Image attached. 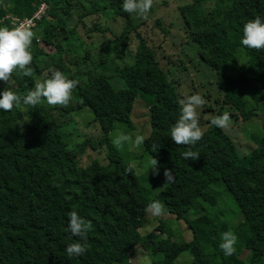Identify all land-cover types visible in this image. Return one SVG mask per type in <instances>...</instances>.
<instances>
[{"label": "trees", "instance_id": "trees-1", "mask_svg": "<svg viewBox=\"0 0 264 264\" xmlns=\"http://www.w3.org/2000/svg\"><path fill=\"white\" fill-rule=\"evenodd\" d=\"M41 1L0 0V27L12 28L9 16L25 18ZM85 2L48 0L47 16L32 30L33 74L22 77L17 70L9 89L24 96L35 83L60 70L77 81L81 91L73 89L70 102L75 97L77 101L73 110L78 113L90 107L103 135L86 140L79 150L72 149L63 127L51 117L53 112H65L64 107H50L42 100L36 107L21 104L11 112L0 110V264H127L138 246L162 256L153 264H175L184 253L192 256V264H245L234 254L224 256L219 245L228 226L207 214L217 201L206 190L220 181L244 217L236 236L247 233L246 248L252 252L249 264H264V136H251L256 148L245 156L224 129L210 124L195 145L175 144L170 129L180 114L181 95L156 50L137 33L140 24L122 10L123 0H104L103 7L96 1L91 8ZM107 10L112 20L126 22L121 34L112 32L110 42L133 55V61L123 59L115 69L126 85L118 90L102 72L110 59L104 50L97 64L90 65L95 58L93 45L84 42L81 51L70 46L82 30L88 38L110 33L109 26L90 23L93 15ZM179 11L199 57L223 83V106L249 121L253 110L247 111L248 102L264 108V50L248 49L241 39L246 22L256 17L264 21V0H192ZM133 35L138 40L134 52L129 49ZM41 41L57 51L50 54L40 48ZM240 48L246 53L245 67L237 59ZM231 71L237 79L227 75ZM139 94L150 104L151 134L144 140V150L157 161L162 179L166 181L165 170H171L168 189L155 200L164 204L165 213L187 223L193 235L190 243L162 238L164 223L145 236L138 231L153 200L141 189L135 170L122 160L111 132L117 121H130ZM89 146L104 150L105 165L96 159L80 167L79 154ZM188 150L198 152L200 158L184 159ZM104 167L119 173L118 185L110 184ZM73 210L90 220L93 230L88 233L86 253L69 258L67 245L79 240L66 231L68 213ZM191 213L198 218L189 220Z\"/></svg>", "mask_w": 264, "mask_h": 264}, {"label": "rangeland", "instance_id": "rangeland-1", "mask_svg": "<svg viewBox=\"0 0 264 264\" xmlns=\"http://www.w3.org/2000/svg\"><path fill=\"white\" fill-rule=\"evenodd\" d=\"M85 1L89 8L96 1L102 7L104 6V0ZM190 3H192V0H154L153 7L147 14L146 19H140L135 14H132L133 20L140 24L137 33L151 48L156 50L163 70L167 72L169 79L174 82V85L178 86L177 89L181 99L197 93L205 99L206 103L204 106L197 110L202 130L208 127L212 117L228 112L230 114L229 127L225 128L224 131L236 144L239 154L241 156L248 155L256 148L251 136H264V108L255 102H248L247 111L252 109L253 113L249 121L244 122L239 113L230 111L228 107L223 106L226 95L222 87L223 83L217 79L214 70L199 57L197 46L190 39L189 33L185 28L184 19L179 11L181 6ZM111 16V11L107 10L106 14L103 12L95 14L90 19L92 25L95 22H99L111 28V32L107 33L106 36L96 34L93 38H88L85 35V31L82 30L70 42V46L77 51H81L84 50L85 43H87V46L93 45L95 58L90 62V65L97 64V60L104 50L110 59L107 62V68H103L102 72L110 77L113 87L118 90L125 88L126 85L124 80L117 76L115 69L123 63V59L128 62L133 61V55L125 50L127 48L118 49L117 42H110L114 38L112 32L121 34L126 23L122 18L114 21ZM134 34L136 33L134 32ZM132 39L134 41H131L129 49L134 52L138 45V40L135 39L134 35ZM39 47L44 48L50 54L57 51L55 46L47 45L42 41L39 42ZM237 59L240 66L245 67L247 59L243 48L238 50ZM227 75L230 78H234V80L237 79L235 72H228ZM11 83L12 78L8 82L0 81V92H3L5 88L9 89ZM74 89L75 92L81 93L77 86ZM76 102L75 97L73 102L64 107L65 112H53L51 117L53 121L63 127L66 136L72 144L71 148L79 150L86 140L91 138L99 140L103 135V129L95 121V113L90 107L85 108L81 112H75L73 106ZM149 105V99L139 94L136 98L130 121H117L111 132V139L114 141L121 134L132 137V140L125 141L122 145L115 143L114 145L122 160L135 170L145 195L150 200H155L168 189V183L161 178L160 169L154 164L155 160L151 154L144 150L143 143L139 146L134 143L136 136H143L147 139L151 134ZM103 155L104 150H95L89 146L79 154L78 162L81 168L87 167L96 159L105 165L106 160ZM104 173L111 185L115 186L120 183L119 173L112 168H106ZM206 193L213 196L217 201L216 206L208 208L207 214L211 218L218 217L219 222L225 223L228 226V230L236 235V230L245 224V220L227 186L220 181L211 185L206 190ZM202 214L204 213L202 212L199 216ZM196 218H198V215L196 216L194 213H191L188 217L189 220ZM161 223L166 224L162 238H170L177 244L190 243L192 241V231L188 228L187 223L184 220H177L174 215L167 213L162 216H153L145 212L142 224L140 227L138 226V231L142 236H145L157 230ZM237 238L234 255L243 263L249 264L252 252L246 248V231L244 230L242 235H238ZM161 259L162 256H154L146 247L138 246L127 264H153L155 260ZM192 262V256L189 253H184L176 260L175 264H192Z\"/></svg>", "mask_w": 264, "mask_h": 264}, {"label": "clouds", "instance_id": "clouds-1", "mask_svg": "<svg viewBox=\"0 0 264 264\" xmlns=\"http://www.w3.org/2000/svg\"><path fill=\"white\" fill-rule=\"evenodd\" d=\"M154 4V0H123L122 10L128 14H135L140 19H146ZM35 33L23 26L9 28L0 27V81L8 82L12 74L17 70L22 77H31L33 74L30 65L33 61V55L30 51ZM241 44L253 50H264V21L260 17L249 20L243 25V36ZM78 82L69 79L60 70H53L49 78L35 83L34 88L29 90L26 95L21 96L5 88L0 92V110L11 112L14 107L25 106L36 107L42 100H46L50 107H67L72 99L73 89ZM206 103L200 94L189 95L179 100L180 114L174 125L170 129V137L177 145H195L200 141L204 132L199 123L198 109ZM230 114L224 112L222 115H216L211 118L210 125L225 129L229 127ZM143 136H136L134 143L136 146L144 143ZM132 140V137L121 134L116 137L113 143L122 145L125 141ZM157 151V145L151 146ZM186 160H198V152L188 150L183 153ZM157 165V161H154ZM171 170H165L166 183L171 180ZM164 204L159 200H153L146 206V213L153 216H162L165 214ZM69 222L66 231L73 237H79L78 241L68 244L65 251L69 258L83 256L87 249L88 233L93 230L90 220H85L76 211L68 213ZM237 236L231 231L221 234V243L219 245L225 257L235 253ZM82 241V242H81Z\"/></svg>", "mask_w": 264, "mask_h": 264}, {"label": "built area", "instance_id": "built-area-1", "mask_svg": "<svg viewBox=\"0 0 264 264\" xmlns=\"http://www.w3.org/2000/svg\"><path fill=\"white\" fill-rule=\"evenodd\" d=\"M49 10L48 0H42L39 3L38 7L35 11L25 18H19L15 16H9L10 24L12 27L23 26L30 30H33L38 26L39 23L43 22L45 17L47 16Z\"/></svg>", "mask_w": 264, "mask_h": 264}]
</instances>
